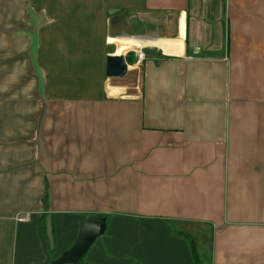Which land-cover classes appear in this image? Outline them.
Returning <instances> with one entry per match:
<instances>
[{"label":"crops","instance_id":"obj_1","mask_svg":"<svg viewBox=\"0 0 264 264\" xmlns=\"http://www.w3.org/2000/svg\"><path fill=\"white\" fill-rule=\"evenodd\" d=\"M93 215L89 264H264V0H0V264Z\"/></svg>","mask_w":264,"mask_h":264},{"label":"water","instance_id":"obj_2","mask_svg":"<svg viewBox=\"0 0 264 264\" xmlns=\"http://www.w3.org/2000/svg\"><path fill=\"white\" fill-rule=\"evenodd\" d=\"M128 73V64L124 54L106 56V75L109 78H123ZM108 228L106 216L93 215L87 217L80 224L78 237L75 243L50 264H80L79 261L86 256L95 241L105 234ZM46 230L49 246L55 248L51 215L46 218Z\"/></svg>","mask_w":264,"mask_h":264},{"label":"trees","instance_id":"obj_3","mask_svg":"<svg viewBox=\"0 0 264 264\" xmlns=\"http://www.w3.org/2000/svg\"><path fill=\"white\" fill-rule=\"evenodd\" d=\"M138 57V56H137ZM126 59L128 60L129 63H134L136 61V57L134 54H127ZM183 231V229H182ZM189 238L191 239L192 242V247H193V252L195 255V258L197 259V264H210L209 258H203L202 255L199 254L197 251V244L196 240L191 238V234L188 235ZM80 264H89L85 261V256L79 261Z\"/></svg>","mask_w":264,"mask_h":264},{"label":"built area","instance_id":"obj_4","mask_svg":"<svg viewBox=\"0 0 264 264\" xmlns=\"http://www.w3.org/2000/svg\"><path fill=\"white\" fill-rule=\"evenodd\" d=\"M144 58H145L144 52L140 51L138 53V60H142ZM18 220L21 221V222H26L28 220V216L27 215L26 216H22Z\"/></svg>","mask_w":264,"mask_h":264},{"label":"rangeland","instance_id":"obj_5","mask_svg":"<svg viewBox=\"0 0 264 264\" xmlns=\"http://www.w3.org/2000/svg\"><path fill=\"white\" fill-rule=\"evenodd\" d=\"M189 228V230L191 231L192 229L190 228V227H188ZM192 232H193V230H192ZM206 245V244H205ZM207 246V245H206ZM206 248V247H205ZM207 256V255H206Z\"/></svg>","mask_w":264,"mask_h":264},{"label":"bare ground","instance_id":"obj_6","mask_svg":"<svg viewBox=\"0 0 264 264\" xmlns=\"http://www.w3.org/2000/svg\"><path fill=\"white\" fill-rule=\"evenodd\" d=\"M130 87V86H129Z\"/></svg>","mask_w":264,"mask_h":264}]
</instances>
